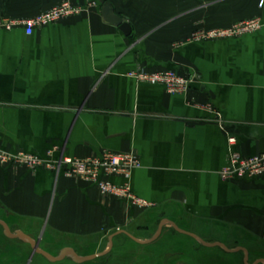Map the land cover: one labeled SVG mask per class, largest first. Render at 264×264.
Masks as SVG:
<instances>
[{
    "label": "crops",
    "instance_id": "0c3cea01",
    "mask_svg": "<svg viewBox=\"0 0 264 264\" xmlns=\"http://www.w3.org/2000/svg\"><path fill=\"white\" fill-rule=\"evenodd\" d=\"M93 1L0 0V22L64 2L85 7L32 36L21 27L0 30V147L51 162L134 153L141 167L113 182L129 183L148 205L103 196L92 182L62 172L0 168V221L21 236L9 238L0 224L8 247H0V264H78L50 262L22 238L53 258L67 250L99 256L84 264H110L118 241L135 248L127 256L135 264L184 263L182 252L161 256L167 234L195 243L199 258L188 260L195 264H264V178L219 177L231 153L264 154V0H107L131 25L130 37L107 24ZM252 19L261 22L258 32L191 40ZM138 70L176 71L190 90L168 94L129 77ZM160 214L165 221L152 223ZM48 237L64 248H45Z\"/></svg>",
    "mask_w": 264,
    "mask_h": 264
},
{
    "label": "built area",
    "instance_id": "2783aa9c",
    "mask_svg": "<svg viewBox=\"0 0 264 264\" xmlns=\"http://www.w3.org/2000/svg\"><path fill=\"white\" fill-rule=\"evenodd\" d=\"M90 5H95V0ZM263 5L264 1H261L260 7ZM84 8L73 5L71 2H64L31 19L0 22V30L11 31L15 27H21L27 36H32L38 29L79 15L84 11ZM260 29V20L246 21L224 30L199 31L192 35L191 40L234 39L258 32ZM129 77L140 83L163 86L171 95H186L190 90V81L176 71L148 72L138 70L131 72ZM229 144L234 146L236 139L229 138ZM6 167L26 168L31 171L46 168L57 174L62 172L68 178L92 182L103 196L112 197L127 205L139 208L148 205L134 195L129 183L117 185L113 182L114 178L127 180L131 172L141 167L139 159L134 153L105 152L99 156L82 159L61 158L56 162H51L22 151L11 153L0 147V168ZM219 177L227 183L264 178V154L245 158L239 153H231L227 165L219 172Z\"/></svg>",
    "mask_w": 264,
    "mask_h": 264
},
{
    "label": "rangeland",
    "instance_id": "374dc122",
    "mask_svg": "<svg viewBox=\"0 0 264 264\" xmlns=\"http://www.w3.org/2000/svg\"><path fill=\"white\" fill-rule=\"evenodd\" d=\"M259 7H260V4H259ZM253 20H258V19H252V20H246V21L249 22V21H253ZM246 21H242V22H246ZM242 22H240V23H242ZM235 25H237V24H235ZM235 25H233V26H235ZM226 29H228V28H226ZM215 30H218V29H215ZM222 30H224V29H222ZM206 31H212V30H206ZM164 216L165 215H163V214H160L157 217L155 216L151 222L156 223V224L162 223L163 221H165V220H163ZM7 236H8V234H7ZM18 236L21 237L20 235H18ZM51 238L52 237H48L47 243H42V244L45 248H49L51 251L58 253L61 249L64 248L63 247L64 245L58 244L57 241H56L57 244H55L54 243L55 241L53 240L54 238H52V239ZM33 241L37 242V240H33ZM190 242L191 241L184 240L177 235L167 234V235H165L163 241L161 242V245L159 248L160 254H161V256L168 257V255H170L174 252H182V253H185V255H186L185 259L187 260V261H184V263H183V261H181L182 264H195L193 262H189L188 260H189V258H190V260L194 259V258H199V256H198L199 251H198V249H197L198 247L195 245V243H193V241L191 243ZM6 246L7 245H5L2 241H0V247H2L1 249L5 250V248H8ZM114 247L115 248L113 249V252L111 253L113 257H112V261L110 262V264H135L136 263L135 260L132 259V257L136 254L135 253L136 250L134 247H131L129 245V243L118 241L115 243ZM12 251H13V249H12ZM65 251H66V249H65ZM16 253H17V250H16ZM140 254H141V252H140ZM146 254L151 256V251L148 253H145L144 255H146ZM127 256H132V257L128 258ZM166 257H164V259H166ZM182 260H184V259L182 258ZM175 264H178V263H175Z\"/></svg>",
    "mask_w": 264,
    "mask_h": 264
},
{
    "label": "water",
    "instance_id": "95a60500",
    "mask_svg": "<svg viewBox=\"0 0 264 264\" xmlns=\"http://www.w3.org/2000/svg\"><path fill=\"white\" fill-rule=\"evenodd\" d=\"M98 2L101 5V8H102L101 13H102V16H103V19L105 20V22L111 26L119 28L120 31L123 32V34L126 37H130L132 35V32H133L131 25L126 20H124L123 18H121L120 16H118L115 13V9L107 0H99ZM0 224L2 226H4V228L6 229V234H8L9 238H12V239L20 238L19 236L15 235L4 222L0 221ZM172 224L175 226V228L178 232L183 233L175 223H172ZM120 233L126 234L131 240H133L134 242H136L138 244H141V242L139 240H137L134 236H132L126 232H120ZM160 235H161V230L159 231V234L157 237H159ZM186 235H188L192 238L198 239L197 236H195L194 234L187 233ZM198 240L203 245L210 246L209 244H207L203 240H200V239H198ZM22 241L29 244L33 248V254H36V253L40 254L43 257H45L47 260H49L50 262H53V263L63 261L66 258H73L78 264H84L87 261H90V260H93V259L99 257L98 255H96L93 257H89V258H83V257L78 256L73 250H67L65 253L62 254V256L60 258H53L50 255H48L46 252L42 251L39 248V245L37 242H34L33 240H31L29 238H22ZM213 246L224 247L223 245H220V244H215ZM224 248L228 252H232L230 249H228L226 247H224Z\"/></svg>",
    "mask_w": 264,
    "mask_h": 264
}]
</instances>
